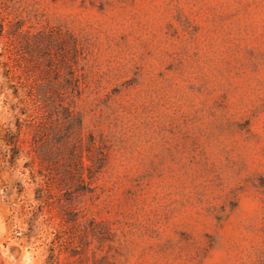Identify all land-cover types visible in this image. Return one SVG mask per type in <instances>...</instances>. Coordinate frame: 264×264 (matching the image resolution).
Returning <instances> with one entry per match:
<instances>
[{
    "label": "rangeland",
    "instance_id": "1",
    "mask_svg": "<svg viewBox=\"0 0 264 264\" xmlns=\"http://www.w3.org/2000/svg\"><path fill=\"white\" fill-rule=\"evenodd\" d=\"M0 264H264V0H0Z\"/></svg>",
    "mask_w": 264,
    "mask_h": 264
},
{
    "label": "trees",
    "instance_id": "2",
    "mask_svg": "<svg viewBox=\"0 0 264 264\" xmlns=\"http://www.w3.org/2000/svg\"><path fill=\"white\" fill-rule=\"evenodd\" d=\"M69 43L71 44V47L75 52L78 51L79 46L77 39L74 36L69 37ZM55 59V57H51L50 60ZM71 69L72 66H70ZM76 75L74 72H71V78L67 81L68 85H70L71 88H76ZM68 96V93H58L55 95H44L41 99L39 98V106L44 105L45 108H49V110L53 113H56L58 116V119L63 126H67L69 131V137L74 139L76 147L77 145H82L83 143V135H82V120L80 116L75 112L74 108L72 107L71 103L66 102V98ZM62 137V136H61ZM89 146H92L94 142H91ZM75 146L72 150H69V159L70 163H74L78 169L75 170L73 174H70L71 176L74 175L75 177L79 178L80 182H83L85 180L86 176L83 172L85 168L90 166L88 163L85 162V156L83 155V151L77 150ZM91 153V152H89ZM91 154H89V160L92 161ZM99 169H102L105 165V154L100 153L99 156ZM92 166V165H91ZM90 166V167H91ZM89 167V168H90Z\"/></svg>",
    "mask_w": 264,
    "mask_h": 264
}]
</instances>
